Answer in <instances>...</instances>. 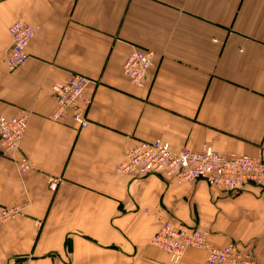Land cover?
Masks as SVG:
<instances>
[{"label":"crops","instance_id":"obj_1","mask_svg":"<svg viewBox=\"0 0 264 264\" xmlns=\"http://www.w3.org/2000/svg\"><path fill=\"white\" fill-rule=\"evenodd\" d=\"M16 21L34 36L12 71ZM133 48L154 54L142 87L122 74ZM77 74L91 82L81 130L73 110L49 118L52 85ZM21 112L20 149L0 155V208L24 209L0 228V264H170L151 245L164 221L264 264V190L116 170L138 141L264 158V0H0V116ZM205 256L188 249L180 264Z\"/></svg>","mask_w":264,"mask_h":264},{"label":"built area","instance_id":"obj_2","mask_svg":"<svg viewBox=\"0 0 264 264\" xmlns=\"http://www.w3.org/2000/svg\"><path fill=\"white\" fill-rule=\"evenodd\" d=\"M9 34L11 45L7 61L9 69L13 71L26 62V47L34 32L29 24L16 21L10 26ZM153 59V52L133 49L123 63V76L136 86L142 87ZM90 83L88 78L77 74L65 83L52 85L51 94L55 107L50 114V120L58 122L68 111L73 110L72 121L78 130L86 128V111L91 103L86 91ZM27 119L26 112L12 118L0 116V155L12 156L19 151L27 129ZM17 165L22 172L29 170L31 166L24 157L20 158ZM116 170L135 177L174 179L180 185L204 182L208 188L221 192L242 190L248 183L264 188V159L232 154L226 156L207 145H203L198 151L188 148L174 151L162 140L138 141ZM60 182L59 178H51L49 189L54 191ZM23 209V205L1 209L0 225L21 215ZM152 244L168 255L171 264H179L190 247L206 250L205 264H254L252 257L235 245L210 246L206 233L197 229L173 227L167 221L161 223Z\"/></svg>","mask_w":264,"mask_h":264},{"label":"rangeland","instance_id":"obj_3","mask_svg":"<svg viewBox=\"0 0 264 264\" xmlns=\"http://www.w3.org/2000/svg\"><path fill=\"white\" fill-rule=\"evenodd\" d=\"M34 36V35H33ZM33 38V37H32ZM31 41V40H30ZM133 49H139V48H133ZM132 49V50H133ZM131 50V51H132ZM130 51V52H131ZM152 52V51H151ZM130 54V53H129ZM128 54V55H129ZM128 57V56H127ZM126 57V58H127ZM126 60V59H125ZM125 60H124V62H125ZM123 62V63H124ZM153 62H154V59H153ZM153 65V64H152ZM122 67H123V64H122ZM125 77V76H124ZM128 79V78H127ZM129 80V79H128ZM145 80H146V78H145ZM130 81V80H129ZM131 82V81H130ZM134 84V83H133ZM135 85V84H134ZM184 149V148H183ZM259 159H264V158H259ZM150 177V176H149ZM136 178H147V177H136ZM157 178V177H156ZM256 186V185H254V184H251V183H248L245 187H247V186ZM244 187V188H245ZM256 187H258V188H260V189H262V190H264V188L263 187H259V186H256ZM244 188L242 189V190H244ZM242 190H238V191H235V192H227V193H236V192H239V191H242ZM1 209H5V208H0V210ZM21 215L23 214V212L22 213H20ZM21 215H19V216H21ZM17 218V217H16ZM15 219V218H14ZM14 219H12V220H14ZM11 221V220H10ZM9 222V221H8ZM8 222H6V223H8ZM167 222H169L170 223V225H172L173 227H177V228H185V227H183V226H175V225H173L170 221H167ZM5 223V224H6ZM4 225V223L2 224V226ZM161 225V224H160ZM160 225H159V227H160ZM1 225H0V228L2 227ZM158 227V228H159ZM158 230V229H157ZM156 230V231H157ZM191 230V229H190ZM156 233V232H155ZM155 235V234H154ZM154 235H153V237H154ZM153 237H152V239H153ZM208 243V242H207ZM151 245L152 246H154L153 244H152V240H151ZM209 245V244H208ZM230 245H233V244H230ZM211 246V245H210ZM227 246V245H226ZM155 247V246H154ZM214 247V246H213ZM224 247V246H223ZM156 248V247H155ZM158 249V248H157ZM188 249H203V248H192V247H190V248H188ZM187 249V250H188ZM160 250V249H159ZM160 251H162V250H160ZM162 252H164V251H162ZM186 252V251H185ZM205 252H206V250H205ZM165 253V252H164ZM246 253H248L251 257H252V259H253V261H254V264H256V261H255V258H254V256H253V254H251L250 252H246ZM166 254V253H165ZM185 254V253H184ZM167 255V254H166ZM184 256V255H183ZM167 257H168V255H167ZM183 258V257H182ZM206 258H207V252H206V256H205V261H204V264L206 263ZM168 261H169V257H168ZM181 261H182V259H181ZM180 261V262H181ZM180 262H179V264H180ZM169 263H170V261H169ZM171 264V263H170Z\"/></svg>","mask_w":264,"mask_h":264}]
</instances>
